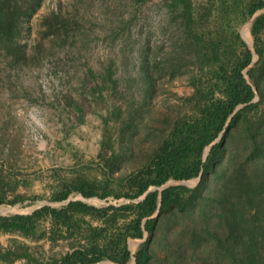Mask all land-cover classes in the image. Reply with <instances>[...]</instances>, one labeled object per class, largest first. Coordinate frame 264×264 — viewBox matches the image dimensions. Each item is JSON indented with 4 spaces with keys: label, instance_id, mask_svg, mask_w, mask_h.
I'll return each mask as SVG.
<instances>
[{
    "label": "trees",
    "instance_id": "16d2710c",
    "mask_svg": "<svg viewBox=\"0 0 264 264\" xmlns=\"http://www.w3.org/2000/svg\"><path fill=\"white\" fill-rule=\"evenodd\" d=\"M45 1L0 0V66L8 71L6 76L17 77L20 70L41 64L48 53L79 41L85 47L93 38L91 32L80 29L77 0L71 10L59 8L43 16L42 38L29 52L23 42L27 23ZM149 1L123 0L134 11L128 18L117 19L110 35L118 36L122 19L129 28L137 17L135 7L143 8ZM157 2L162 13L159 31L168 47L164 43L152 46L146 37L136 56H126V62L137 68L130 79L139 84L125 107L107 104L108 114L122 127L120 150L113 151L111 159L130 147L124 145L131 138L127 130L146 119L147 113L140 111L147 109L158 78L188 74L194 92L183 97L184 110L154 133L145 160L134 171L119 177L104 172L100 177L61 179L49 197L64 201L82 194L130 201L98 206L72 199L26 214H0L1 233L46 239L52 245L63 239L69 244L60 257L39 262L28 244L20 242L14 250H0L2 261L98 264L110 259L120 264H154V256L164 253L165 264H190L182 243V234L187 233L192 254L197 256L195 264H264V0ZM260 10L249 25L252 49L241 39L239 28ZM254 52L259 57L256 61ZM116 64V59H110L102 82L93 68L84 74L83 82L94 100L108 102L104 89L117 92ZM66 100L74 102L69 96ZM199 176L194 187L166 185L171 179ZM21 198L8 200L0 195V203ZM179 223L181 228L172 231V225ZM130 238L143 239L134 251Z\"/></svg>",
    "mask_w": 264,
    "mask_h": 264
},
{
    "label": "rangeland",
    "instance_id": "374dc122",
    "mask_svg": "<svg viewBox=\"0 0 264 264\" xmlns=\"http://www.w3.org/2000/svg\"><path fill=\"white\" fill-rule=\"evenodd\" d=\"M76 1L46 0L43 3L29 19L23 36L29 52L33 50L36 40L42 38L43 16L59 8L71 10ZM77 5L82 23L80 29L91 32L93 36L85 47L79 41L76 45L58 48L54 53H48L41 64L20 70L17 77L6 76L8 71L0 66V76L3 77H0V195L8 200L18 195L22 197L14 203H0V208L5 209L0 210V214H26L43 205L64 204L49 198L53 186L61 179L100 177L104 172L119 177L134 171L145 160L154 142V133L158 134L162 128H166L172 117L184 110L183 97L194 92L188 74L158 78L147 109L140 111L141 114L147 113L146 119L127 130L131 138L127 137L124 145L130 147L112 160L113 151L120 150L118 134L119 127H122L111 116L113 114H108L107 104L117 102L125 107L132 91H135L139 82L131 80L130 74L136 76L137 68L127 63L125 58L129 54L136 56L146 37L152 46L164 43L167 49V38L159 31L162 13L157 0H150L143 8L135 7L137 17L133 18L131 26L126 28L122 19L121 28H117L121 31L113 38L110 35L111 27L119 23L115 21L128 18L133 9L124 6L123 0H78ZM248 21L241 25L239 33L249 45L253 40ZM43 41L48 44L47 38ZM112 58L117 62L114 75L118 79L117 92L104 89L108 102L94 100L89 85L83 82L84 74L88 68H93L98 74L97 80L102 82L101 74ZM66 96L72 97L74 102H68ZM139 98L142 97L137 96ZM104 116L109 118L105 119ZM198 183V178L184 180V184L190 187ZM168 184L183 183L171 179ZM97 197H89L87 202L104 206L130 201L127 198ZM180 228L179 223L172 225L171 230ZM186 234H182V243L189 256L187 261L195 264L198 262L197 256H193ZM142 240L130 238L131 250L134 251ZM20 242L28 244L30 252L39 262L58 258L69 249L67 240L63 239L52 245L46 239L34 241L0 232L1 251L14 250ZM153 262L165 264L164 253L154 256ZM0 264L9 263L0 259ZM10 264H27V260L17 259ZM98 264L120 263L105 259Z\"/></svg>",
    "mask_w": 264,
    "mask_h": 264
},
{
    "label": "water",
    "instance_id": "95a60500",
    "mask_svg": "<svg viewBox=\"0 0 264 264\" xmlns=\"http://www.w3.org/2000/svg\"><path fill=\"white\" fill-rule=\"evenodd\" d=\"M261 12V10L260 11H258L257 13H255L254 15H253V17L248 21V24H250L251 22H252V20L259 14ZM249 46H250V48H252L253 49V43H252V41H250L249 42ZM254 54H255V56H254V61H256V60H258V54L256 53V52H254ZM245 75H246V77L248 78V80L252 83V81H251V79H250V77L248 76V73H247V70H245ZM254 88L256 89V87L254 86ZM217 141V140H216ZM200 179H201V176H199L198 177V182L200 181ZM178 181H181V183H183L184 184V180H178ZM149 192V190L145 193V194H147ZM144 194V195H145ZM88 198L89 197H85V196H83L82 194H80L79 196H77V197H69V198H67L66 200H64V201H62V203H67L68 201H70V200H72V199H82V200H84V201H88ZM97 198H99V197H97ZM134 263V262H133Z\"/></svg>",
    "mask_w": 264,
    "mask_h": 264
},
{
    "label": "bare ground",
    "instance_id": "6f19581e",
    "mask_svg": "<svg viewBox=\"0 0 264 264\" xmlns=\"http://www.w3.org/2000/svg\"><path fill=\"white\" fill-rule=\"evenodd\" d=\"M0 210H1V211H4L5 209H3V208H0Z\"/></svg>",
    "mask_w": 264,
    "mask_h": 264
},
{
    "label": "built area",
    "instance_id": "2783aa9c",
    "mask_svg": "<svg viewBox=\"0 0 264 264\" xmlns=\"http://www.w3.org/2000/svg\"><path fill=\"white\" fill-rule=\"evenodd\" d=\"M39 137H40V136H39ZM37 138H38V136L36 135V136H35V139H37Z\"/></svg>",
    "mask_w": 264,
    "mask_h": 264
}]
</instances>
